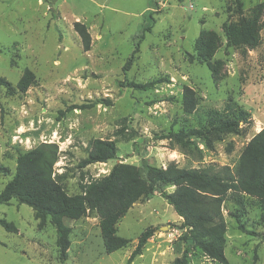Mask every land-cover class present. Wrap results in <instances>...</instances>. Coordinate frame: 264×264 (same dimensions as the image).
Returning a JSON list of instances; mask_svg holds the SVG:
<instances>
[{"label":"rangeland","instance_id":"rangeland-1","mask_svg":"<svg viewBox=\"0 0 264 264\" xmlns=\"http://www.w3.org/2000/svg\"><path fill=\"white\" fill-rule=\"evenodd\" d=\"M240 2L238 8L234 0H0V77L11 84L0 85V190L14 174L18 154L41 142L57 144L53 172L68 194L79 193L80 183L106 174L116 162L139 165L147 159L160 167L173 161L185 168L233 169L244 145L264 126V6L254 47L228 45L224 28L264 0ZM74 21L90 34L88 50ZM145 26L150 29L139 41ZM199 37L207 49L204 58ZM25 68L35 79L21 92L16 83ZM156 79L146 90L126 86ZM184 85L196 97L190 114L182 110ZM232 108L246 118L238 133L224 134L212 148L193 137L181 143L158 138L170 130L199 128L209 118L225 119ZM118 129L122 134L115 133ZM93 138L113 140L116 157L81 167ZM163 189L171 192L174 186ZM158 190L118 221L117 234L130 241L108 254L95 211L64 218L71 232L63 262L49 220L41 223L30 206L14 198L0 203V217L14 225L11 231L0 225V264H172L184 252L186 228ZM237 208L229 199L222 205L227 262L196 248L185 264H264V206L247 198ZM148 227L152 236L127 262Z\"/></svg>","mask_w":264,"mask_h":264},{"label":"trees","instance_id":"trees-1","mask_svg":"<svg viewBox=\"0 0 264 264\" xmlns=\"http://www.w3.org/2000/svg\"><path fill=\"white\" fill-rule=\"evenodd\" d=\"M234 3L238 8L241 7L240 0H234ZM263 6L262 2H258L237 22L224 25L228 45L252 48L257 44L256 25ZM73 26L80 37L83 50H88L91 37L86 26L80 21H74ZM149 29L150 26L143 28L138 36L139 41L143 38V31ZM200 41L199 56L204 58L207 49L203 40ZM137 48L138 44L131 57ZM129 60L130 58L123 69ZM34 79V73L25 68L16 88L25 92ZM159 81L160 79L148 82L129 81L126 86L146 90ZM0 85L11 87L10 82L3 77H0ZM104 102L111 104L109 99ZM196 103L193 89L184 85L181 97L183 112L192 113ZM91 104L80 105L79 108ZM245 118L244 111L232 108L225 119L216 121L209 118L207 123L199 128L180 129L177 132L170 130L158 138L170 141L174 139L181 143L186 138L193 137L203 140L207 147L212 148L213 142L222 139L224 134L238 133L240 120ZM115 133L122 134V131L118 129ZM58 155V146L53 142H41L20 152L16 157L14 174L0 190V203H7L14 198L19 203L30 206L41 223L49 220L56 232L55 244L61 262L68 258L71 232V227L64 223V218L77 220L86 216L89 211H95L99 217L98 226L104 252L108 254L130 241L117 234L118 221L135 202L149 197L156 188L182 218V227L186 228V234L183 236L186 242L184 252L180 258H175L172 264H185L187 253L196 248L210 259L226 263V222L222 213L224 201L229 199L242 208L245 200L251 198L255 204L264 206V126L244 145L233 169L228 165L218 167L213 164L185 168L179 167L173 161L165 167H160L150 164L147 159H142L139 165L116 162L106 174L80 183V192L75 194H68L58 180V175L53 172ZM115 157L116 145L113 140L93 138L88 142L87 155L80 161L79 166L107 162ZM165 186H174V189L166 192L163 189ZM235 216L238 214L235 213ZM0 225L7 231L14 228L11 222L2 217ZM238 226L242 231L251 232L241 224ZM153 231L148 227L139 234L127 262L141 254Z\"/></svg>","mask_w":264,"mask_h":264},{"label":"bare ground","instance_id":"bare-ground-1","mask_svg":"<svg viewBox=\"0 0 264 264\" xmlns=\"http://www.w3.org/2000/svg\"><path fill=\"white\" fill-rule=\"evenodd\" d=\"M101 163H103V162H101ZM105 163V162H104Z\"/></svg>","mask_w":264,"mask_h":264}]
</instances>
